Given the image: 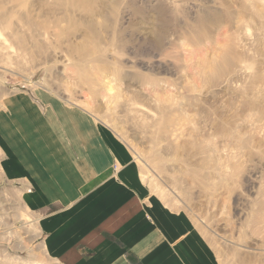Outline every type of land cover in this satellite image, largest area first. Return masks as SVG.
Listing matches in <instances>:
<instances>
[{
	"label": "rangeland",
	"instance_id": "obj_1",
	"mask_svg": "<svg viewBox=\"0 0 264 264\" xmlns=\"http://www.w3.org/2000/svg\"><path fill=\"white\" fill-rule=\"evenodd\" d=\"M0 13L2 128L34 137L52 104L85 116L100 169L137 165L220 264H264V0H0ZM1 174L0 264H59Z\"/></svg>",
	"mask_w": 264,
	"mask_h": 264
},
{
	"label": "crops",
	"instance_id": "obj_2",
	"mask_svg": "<svg viewBox=\"0 0 264 264\" xmlns=\"http://www.w3.org/2000/svg\"><path fill=\"white\" fill-rule=\"evenodd\" d=\"M52 105L46 119L39 117V124L33 119L39 126L34 137L0 126L2 179L12 184L7 187L16 186L34 210L37 241L51 259L59 264H220L190 216L150 193L137 165L122 162L123 153L115 148L123 164L113 177L110 157L100 169V153L106 154L101 149L107 148L94 151L87 118L78 113L68 118ZM42 120L50 124L48 130H42ZM95 166L100 171L93 172Z\"/></svg>",
	"mask_w": 264,
	"mask_h": 264
},
{
	"label": "bare ground",
	"instance_id": "obj_3",
	"mask_svg": "<svg viewBox=\"0 0 264 264\" xmlns=\"http://www.w3.org/2000/svg\"><path fill=\"white\" fill-rule=\"evenodd\" d=\"M90 1V0H89ZM131 1V0H130ZM55 2H57V1H55ZM60 3V2H59ZM64 5V4H63ZM57 6V5H56ZM127 6V5H126ZM127 8H128V6H127ZM75 9V8H74ZM125 9V8H124ZM1 14V13H0ZM133 14H134V12H133ZM2 16V15H1ZM4 16V15H3ZM73 16V15H72ZM74 17V16H73ZM72 17V18H73ZM164 17H165V15H164ZM69 18V17H68ZM74 19V18H73ZM103 20V19H102ZM67 21V20H66ZM164 22V21H163ZM166 33V32H165ZM166 35V34H165ZM72 36V35H71ZM120 37V36H119ZM122 37V36H121ZM123 39V38H122ZM80 50V49H79ZM83 53V52H82ZM113 89H114V87H109L108 88V92L110 93V92H112L113 91ZM26 206V205H25Z\"/></svg>",
	"mask_w": 264,
	"mask_h": 264
}]
</instances>
